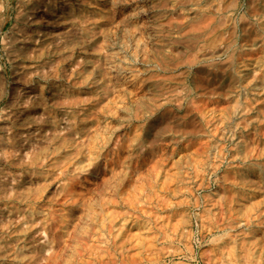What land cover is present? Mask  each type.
<instances>
[{
  "label": "rangeland",
  "instance_id": "374dc122",
  "mask_svg": "<svg viewBox=\"0 0 264 264\" xmlns=\"http://www.w3.org/2000/svg\"><path fill=\"white\" fill-rule=\"evenodd\" d=\"M263 27L264 0H0V264H264ZM107 210L134 260L89 255Z\"/></svg>",
  "mask_w": 264,
  "mask_h": 264
},
{
  "label": "bare ground",
  "instance_id": "6f19581e",
  "mask_svg": "<svg viewBox=\"0 0 264 264\" xmlns=\"http://www.w3.org/2000/svg\"><path fill=\"white\" fill-rule=\"evenodd\" d=\"M114 1V0H113ZM101 2V1H100ZM103 2V1H102ZM109 2V1H108ZM111 3V2H110ZM111 4H113V3H111ZM102 5V4H101ZM106 5V4H105ZM104 5V6H105ZM108 6V5H107ZM137 8H138V6H136ZM206 7V6H205ZM130 8H131V6H130ZM129 9V8H128ZM31 9H29V11H30ZM34 10V9H33ZM32 10V11H33ZM127 11V10H126ZM139 11V10H138ZM133 12H135L134 10H133ZM32 14V13H31ZM30 17V16H29ZM87 17V16H86ZM88 17H90V16H88ZM31 18V17H30ZM26 19H27V17H26ZM28 20V19H27ZM27 22H30V20L29 21H27ZM191 25H193V24H191ZM190 26V25H189ZM263 26V25H262ZM262 26H261V28H262ZM264 28V27H263ZM20 37V36H19ZM19 39V38H18ZM23 39V38H22ZM20 42V41H19ZM21 43V42H20ZM24 43V42H23ZM22 44V43H21ZM106 56H108V55H106ZM114 56V55H113ZM109 57V56H108ZM110 57H112V56H110ZM102 58V57H101ZM185 59V58H184ZM183 59V60H184ZM103 60V59H102ZM106 60V59H105ZM114 60V59H113ZM176 62V61H175ZM242 62V61H241ZM112 63V62H111ZM246 63V62H245ZM110 64V63H109ZM105 65V64H104ZM103 65V66H104ZM108 65V64H107ZM173 65H174V63H173ZM247 65V64H246ZM110 66H113V65H109L108 67L110 68ZM116 66V65H115ZM188 66V65H187ZM248 66V65H247ZM94 67V66H93ZM106 67V66H105ZM104 68V67H103ZM85 69V68H84ZM101 69V68H100ZM107 69V68H106ZM111 69V68H110ZM153 70V69H152ZM244 70V69H243ZM85 71V70H84ZM99 71V70H98ZM105 71V70H104ZM108 71V70H107ZM161 71V70H160ZM240 71V70H239ZM117 72V71H116ZM168 72H169V70H168ZM82 73H83V71H82ZM100 74H101V72H99ZM98 73V74H99ZM104 73H106V72H104ZM108 73V72H107ZM119 73V72H118ZM130 73H132V71L130 72ZM139 73V72H138ZM110 74V73H109ZM115 74V73H114ZM117 74V73H116ZM106 75V74H105ZM111 75V74H110ZM109 75V76H110ZM149 75H151V74H149ZM259 75V74H258ZM108 76V77H109ZM114 76V75H113ZM154 76V75H153ZM152 76V77H153ZM156 76V75H155ZM103 77V76H102ZM101 77V78H102ZM115 77H117V76H115ZM121 77V76H120ZM132 77V76H131ZM133 77H134V75H133ZM143 77V76H142ZM245 77V76H244ZM264 77V76H263ZM111 78H114V77H111ZM246 78H248V77H246ZM100 79V78H99ZM110 79V78H109ZM124 79H125V77H124ZM133 79V78H132ZM263 79V78H262ZM102 80V79H101ZM127 80V79H126ZM139 80H140V78H139ZM138 80V81H139ZM144 80V79H143ZM97 81V80H96ZM136 81V80H135ZM145 81H146V79H145ZM144 81V82H145ZM94 82V81H93ZM107 82H108V84H109V81H108V78H107ZM114 82V81H113ZM122 82V81H121ZM264 81H262V83H263ZM82 83V82H81ZM111 83V82H110ZM128 83V82H127ZM126 83V84H127ZM140 83V82H139ZM142 83H143V81H142ZM255 83H258L259 84V82H255ZM102 84V83H101ZM119 84H121V83H119ZM124 84H125V81H124ZM126 84H125V86H126ZM261 84V83H260ZM111 85V84H110ZM113 85H114V83H113ZM116 85H117V83H116ZM132 85V84H131ZM135 85V84H134ZM142 85V84H141ZM187 85V84H186ZM101 86H103V85H101ZM121 86H122V84H121ZM130 86V85H129ZM128 86V87H129ZM137 86H138V84H137ZM84 87V86H83ZM99 87V86H98ZM97 87V88H98ZM107 87V86H106ZM105 86H104V88H106ZM115 87V86H114ZM113 87V88H114ZM140 87V86H139ZM186 87V86H185ZM109 88H111V87H109ZM119 88V90H121L120 89V87H118ZM118 88H115V89H117L118 90ZM143 88H145V87H143ZM174 88V87H173ZM126 89H127V87H126ZM129 89V88H128ZM136 89L138 90V88L136 87ZM171 89H172V87H171ZM177 89H178V87H177ZM183 89V88H182ZM184 89H186V88H184ZM251 89V88H250ZM260 89V88H259ZM114 90V89H113ZM125 90V89H124ZM130 91L132 90V89H129ZM134 90V89H133ZM132 90V91H133ZM136 90V91H137ZM236 90V89H235ZM80 91V90H79ZM100 91H103V90H100ZM128 91V90H127ZM144 91V90H143ZM188 91H189V87H188ZM106 92V91H105ZM129 92V91H128ZM135 92V91H134ZM142 92V91H141ZM90 93V92H89ZM113 93V92H112ZM115 93H117V95L116 96H118V95H120V94H122V93H120L119 92V94H118V92H116L115 91ZM140 93V92H139ZM144 93V92H143ZM185 94V93H184ZM240 94V93H239ZM83 95V94H82ZM81 95V96H82ZM87 95H89V94H87ZM103 95V94H102ZM130 95V94H129ZM138 96H139V94H137ZM145 95V94H144ZM175 95V94H174ZM187 95V94H186ZM248 95V94H247ZM252 95V94H251ZM123 96V95H122ZM121 96V97H122ZM135 96V95H134ZM189 96V95H188ZM261 96V95H260ZM104 97V96H103ZM119 97V96H118ZM137 97V96H136ZM247 97V96H246ZM120 98V97H119ZM123 98V97H122ZM166 98V97H165ZM248 98V97H247ZM81 99V98H80ZM111 99H113V98H111ZM114 99H115V96H114ZM146 99H148V97H146ZM168 99V98H167ZM264 99V98H263ZM119 100H121V99H119ZM118 100V101H119ZM123 100V99H122ZM129 101H130V99H128ZM133 100V99H132ZM144 100V99H143ZM153 100V99H152ZM230 100V99H229ZM107 101V100H106ZM114 101H116V100H114ZM134 101V100H133ZM137 101V100H136ZM150 101V100H149ZM158 101V100H157ZM160 101V100H159ZM220 101H222V100H220ZM139 102V101H138ZM175 102V101H174ZM194 102H196V101H194ZM202 102V101H201ZM200 102V103H201ZM206 102V101H205ZM101 103V102H100ZM120 103H123V102H119V105L117 106L118 108L119 107H121V104ZM140 103V102H139ZM147 103H149V102H147ZM199 103V104H200ZM203 103V102H202ZM208 103H210V101L208 102ZM219 102H217V104H218ZM228 103V102H227ZM226 103V104H227ZM251 103V102H250ZM96 104V103H95ZM117 104V103H116ZM134 104V103H133ZM183 104V103H182ZM198 104V105H199ZM206 104V103H205ZM213 104V103H212ZM123 105V104H122ZM124 105H125V102H124ZM127 105V104H126ZM129 105V104H128ZM197 105V106H198ZM204 105V104H203ZM222 105V104H221ZM224 105V104H223ZM211 106V105H210ZM215 107H216V104L214 105ZM220 106V105H219ZM225 106V105H224ZM253 106V105H252ZM257 106V105H256ZM264 106V105H263ZM115 107V106H114ZM125 107V106H124ZM135 107V106H134ZM174 107V106H173ZM180 107V106H179ZM194 107V106H193ZM207 107H208V105H207ZM217 107H218V105H217ZM259 107V106H258ZM101 108V107H100ZM117 108V109H118ZM122 108V107H121ZM196 108V107H195ZM125 109V108H124ZM209 109V108H208ZM208 109H206L205 107L204 108H201V106L199 107L198 106V109H197V113L201 116V117H208V115H209V112H210V110H208ZM101 110V109H100ZM103 110V109H102ZM112 110V109H111ZM114 110H116L115 108H114ZM121 110V109H120ZM196 110V109H195ZM221 110H222V108H221ZM92 111V110H91ZM90 111V112H91ZM93 112V111H92ZM96 112V111H95ZM223 112V111H222ZM107 113H109V112H107ZM116 113H117V111H116ZM125 113V112H124ZM95 115H96V113H94ZM93 114V115H94ZM105 114V112L103 113V115ZM117 114H119V113H117ZM146 114V113H145ZM257 114V113H256ZM88 115V114H87ZM94 115V116H95ZM106 115V114H105ZM119 115H121V114H119ZM140 115H141V113H140ZM247 115V114H246ZM259 115V114H258ZM113 116H114V114H113ZM214 116V115H213ZM242 116H244V115H242ZM253 116V115H252ZM251 116V117H252ZM256 116V115H255ZM99 117V116H98ZM250 117V116H249ZM259 117V116H258ZM220 118V117H219ZM108 119V118H107ZM118 119V118H117ZM133 119V118H132ZM249 119V118H248ZM244 120H245V118H244ZM105 121H107V120H105ZM123 121V120H122ZM137 121V120H136ZM247 121V120H246ZM110 122V121H109ZM112 123H113V121H111ZM110 122V123H111ZM96 123H97V121H96ZM134 123H136V122H134ZM139 123V122H138ZM104 124V123H103ZM103 124H101L100 126H102ZM106 124V123H105ZM109 124V123H108ZM116 124V123H115ZM118 124V123H117ZM99 125V124H98ZM119 125V124H118ZM132 125V124H131ZM222 125V124H221ZM104 126V125H103ZM107 126V125H106ZM114 126V123H113V125L111 126V128ZM120 126V125H119ZM134 126V125H133ZM211 126V125H210ZM108 127V126H107ZM139 127V126H138ZM97 129H98V127H96ZM99 128H101V127H99ZM122 128V127H121ZM136 128V127H135ZM38 129H39V127H38ZM90 129V128H89ZM96 129V130H97ZM120 129V128H119ZM263 129H264V126H263ZM94 130V129H93ZM95 130V131H96ZM107 130V129H106ZM118 130V129H117ZM137 130H138V128H137ZM136 130V131H137ZM242 130V129H241ZM253 130V129H252ZM91 131V130H90ZM99 131V130H98ZM108 131H111V130H108ZM135 131V130H134ZM101 132V131H100ZM127 132V131H126ZM130 132V131H129ZM89 132L87 131V134H88ZM91 133V132H90ZM97 133V132H96ZM132 133H133V131H132ZM131 133V134H132ZM135 133V132H134ZM237 133V132H236ZM259 133H260V131H259ZM73 134V133H72ZM93 134H94V131H93ZM101 134V133H100ZM234 134V133H233ZM85 135V134H84ZM104 135H105V133H104ZM120 135V134H119ZM130 135V134H129ZM133 135V134H132ZM72 136V135H71ZM93 136V135H92ZM238 136V135H237ZM240 137H241V135H239ZM247 136H248V134H247ZM246 136V137H247ZM250 136V135H249ZM94 137V136H93ZM93 137H91V139L93 138ZM126 137H127V135H126ZM244 137V136H243ZM95 138V137H94ZM237 138V137H236ZM256 138H257V136H256ZM261 138V137H260ZM75 139V138H74ZM131 139V138H130ZM132 139H134V138H132ZM245 139V138H244ZM95 140H96V138H95ZM103 140H105V139H103ZM128 140V139H127ZM126 140V141H127ZM225 140V139H224ZM260 139H258V141H259ZM85 141V140H84ZM88 141V140H87ZM130 141V140H129ZM246 141V140H245ZM248 141H249V139H248ZM69 142V141H68ZM91 142V141H90ZM93 142V141H92ZM100 142V141H99ZM193 142V141H192ZM194 142H196V141H194ZM255 142V141H254ZM257 142V141H256ZM263 142H264V140H263ZM63 143V142H62ZM81 143V142H80ZM89 143V142H88ZM103 143V142H102ZM101 143V144H102ZM119 144H120V142H118ZM199 143V142H198ZM242 143V142H241ZM250 142H248V144H249ZM262 143V142H261ZM87 144V143H86ZM91 145H92V143H90ZM183 144V143H182ZM181 144V145H182ZM228 144V143H227ZM247 144V143H246ZM252 144V143H251ZM88 145V144H87ZM86 145V146H87ZM90 145V146H91ZM100 145V144H99ZM121 145V144H120ZM175 145V144H174ZM180 145V144H179ZM198 145H201V144H198ZM259 145V144H258ZM260 145H262V144H260ZM259 145V146H260ZM89 145L87 146V147H90ZM106 146H107V144H106ZM133 146V145H132ZM143 146V145H142ZM86 147V148H87ZM99 147V146H98ZM116 147V146H115ZM118 147H120L119 145H118ZM130 147V146H129ZM161 147H162V144H161ZM179 147V146H178ZM183 147V146H182ZM186 147V146H185ZM185 147L183 148V149H185ZM204 147V146H203ZM117 148V147H116ZM121 148V147H120ZM166 148V147H165ZM197 148V147H196ZM235 148H237V146L235 147ZM247 148V147H246ZM261 148V147H260ZM90 149V148H89ZM89 149H88V151H89ZM123 149V148H122ZM128 149V148H127ZM188 149V148H187ZM190 149V148H189ZM204 149V148H203ZM123 150H125V149H123ZM172 150V149H171ZM177 150H178V148H177ZM194 150V149H193ZM198 150H199V147H198ZM232 150V149H231ZM76 152H77V150H75ZM97 151V150H96ZM95 151V152H96ZM113 151V150H112ZM185 151H187V150H185ZM224 151V150H223ZM129 152V151H128ZM127 152V153H128ZM132 152V151H131ZM130 152V153H131ZM184 152V151H183ZM229 152V151H228ZM237 152V151H236ZM73 153H74V151H73ZM91 153V152H90ZM113 153V152H112ZM124 153V152H123ZM126 153V154H127ZM174 153V152H173ZM172 153V154H173ZM176 153V152H175ZM174 153V154H175ZM191 153V152H190ZM86 154H87V152H86ZM92 154V153H91ZM96 154V153H95ZM117 154V153H116ZM125 154V153H124ZM129 154V153H128ZM127 154V155H128ZM159 154V153H158ZM163 154V153H162ZM77 155H78V153H77ZM93 155V154H92ZM92 155H90L91 157H92ZM106 156H107V154H105ZM126 155V156H127ZM225 155V154H224ZM253 155V154H252ZM95 156V155H94ZM105 156V157H106ZM120 156V155H119ZM125 156V155H124ZM157 156V155H156ZM173 156V155H172ZM176 156H178V155H176ZM176 156H175V158H176ZM227 156V155H226ZM74 157V156H73ZM118 157V156H117ZM121 157V156H120ZM114 158V157H113ZM126 157H124V159H125ZM88 159V158H87ZM111 159V158H110ZM150 159H152V158H150ZM77 160V159H76ZM84 160V159H83ZM89 160V159H88ZM90 160H91V158H90ZM126 160V159H125ZM144 160V159H143ZM156 160H157V158H156ZM112 161H114V160H111V162ZM128 161V160H127ZM145 161V160H144ZM172 161H173V159H172ZM223 161V160H222ZM231 161V160H230ZM116 162V161H115ZM125 162V161H124ZM123 162V163H124ZM136 162V161H135ZM150 162H152V161H150ZM149 162V163H150ZM157 162V161H156ZM79 163V162H78ZM81 163H84V162H80V164ZM237 163V162H236ZM86 163H84V165H85ZM109 164H111L110 162H109ZM116 164V163H115ZM114 164V165H115ZM127 164H128V162H127ZM160 164V163H159ZM159 164H158V166L157 167H159ZM79 165V164H78ZM87 165V164H86ZM143 165V164H142ZM168 165V164H167ZM174 165V164H173ZM220 165V164H219ZM222 165V164H221ZM122 166H124L123 164H122ZM135 166H137V165H135ZM151 166H152V164H151ZM161 166H163V165H161ZM160 166V167H161ZM85 167V166H84ZM106 167H108V166H106ZM112 167H113V165H112ZM111 167V168H112ZM140 167V166H139ZM160 167H159V169H160ZM167 167V166H166ZM93 168V167H92ZM116 168V167H115ZM119 168V167H118ZM175 168H177V167H175ZM174 168V169H175ZM94 169V168H93ZM124 169V168H123ZM157 169V168H156ZM163 169V168H162ZM171 169V168H170ZM108 170V169H107ZM112 170V169H111ZM168 170V169H167ZM177 170V169H176ZM113 171V170H112ZM124 171V170H123ZM135 171V170H134ZM137 171V170H136ZM138 171H141V170H138ZM147 171H148V169H147ZM153 171V169H151V172ZM154 171H155V169H154ZM154 171H153V174H154ZM195 171V170H194ZM259 171V170H258ZM116 172V171H115ZM118 172V171H117ZM116 172V173H117ZM158 172H160V171H158ZM157 172V173H158ZM164 172H166V171H164ZM173 172V171H172ZM249 172V171H248ZM261 172V171H260ZM110 173H112V172H110ZM116 173H114V175L116 174ZM122 173V172H121ZM120 173V174H121ZM235 173V172H234ZM244 173V172H243ZM250 173V172H249ZM257 173V172H256ZM119 174V175H120ZM123 174V173H122ZM121 174V175H122ZM139 174H141V172L139 173ZM164 174H166V173H164ZM176 174V173H175ZM259 174V173H258ZM112 175H113V173H112ZM111 175V176H112ZM118 175V176H119ZM137 175H138V173H137ZM144 175V174H143ZM145 175H148V174H145ZM144 175V176H145ZM252 175V174H251ZM134 176H136V175H134ZM157 176V175H156ZM234 176V175H233ZM257 176V175H256ZM116 177V176H115ZM121 177V176H120ZM229 177V176H228ZM252 177V176H251ZM258 177V176H257ZM147 178V177H146ZM176 178V177H175ZM209 178V177H208ZM234 178V177H233ZM243 178H244V176H243ZM246 178V177H245ZM249 178V177H248ZM254 178V177H253ZM256 178V177H255ZM112 179H114V178H112ZM128 179H129V177H128ZM142 179V178H141ZM140 179V180H141ZM260 179V178H259ZM116 180H118L117 178H116ZM121 180V179H120ZM209 180V179H208ZM78 182H79V180H77ZM76 181V182H77ZM110 181V180H109ZM114 181V180H113ZM134 181V180H133ZM132 181V182H133ZM136 181V180H135ZM150 181V180H149ZM156 181V180H155ZM263 181V180H262ZM77 182V183H78ZM111 182V181H110ZM128 182V181H127ZM126 182V183H127ZM159 182V181H158ZM209 182V181H208ZM261 182V181H260ZM79 183H81V182H79ZM145 183V182H144ZM165 183V182H164ZM173 183V182H172ZM82 184V183H81ZM132 184V183H131ZM141 184V183H140ZM211 184V183H210ZM261 184V183H260ZM110 185V184H109ZM125 185H127V184H125ZM138 185V184H137ZM150 185V184H149ZM173 185V184H172ZM172 185H170V186H172ZM105 186V185H104ZM119 186V185H118ZM124 186V185H123ZM122 186V187H123ZM143 186V185H142ZM210 186V185H209ZM79 187V186H78ZM93 187V186H92ZM140 187V186H139ZM235 187V186H234ZM104 188H106V187H104ZM112 188V187H111ZM129 188V187H128ZM198 188V187H197ZM214 188V187H213ZM73 188H71V190H72ZM76 189V188H75ZM231 190L233 189L232 187L230 188ZM74 190V189H73ZM96 190V189H95ZM130 190V189H129ZM140 190H141V187H140ZM143 190H144V188H143ZM157 190V189H156ZM172 190H173V187H172ZM211 190H212V188H211ZM248 190V189H247ZM251 190V189H250ZM249 190V191H250ZM89 191V190H88ZM146 191V190H145ZM199 191V190H198ZM207 191V190H206ZM235 191V190H234ZM248 191V192H249ZM98 192V191H97ZM124 192V191H123ZM133 193V192H132ZM145 193V192H144ZM143 193V194H144ZM147 193V192H146ZM220 193V192H219ZM89 194V193H88ZM95 194V193H94ZM129 194V193H128ZM254 194V193H253ZM86 195V194H85ZM96 195V194H95ZM229 195V194H228ZM250 195V194H249ZM64 196V195H63ZM89 196H90V194H89ZM88 196V197H89ZM92 196H93V194H92ZM97 196V195H96ZM127 196V195H126ZM255 196V195H254ZM262 196V195H261ZM77 198H76V202L77 203H81L82 201V199H83V197H81V196H76ZM109 197V196H108ZM134 197V196H133ZM164 197V196H163ZM237 197V196H236ZM256 198H257V196H255ZM60 198V197H59ZM92 198V197H91ZM95 198V197H94ZM191 199V198H190ZM231 199H232V197H231ZM238 199V198H237ZM89 200H91L90 198H89ZM89 200H88V202H89ZM95 200V199H94ZM114 200V199H113ZM116 200H117V198H116ZM176 200V199H175ZM245 200V199H244ZM60 201V200H59ZM126 201V200H125ZM129 201V200H128ZM232 201V200H231ZM247 201V200H246ZM70 202V201H69ZM72 202V201H71ZM85 202H86V200H85ZM127 202V201H126ZM248 202V201H247ZM91 203V202H90ZM86 204V203H85ZM89 204V203H88ZM160 205V204H159ZM113 206V205H112ZM62 207V206H61ZM80 208V207H79ZM108 208V207H107ZM224 208V207H223ZM81 209V208H80ZM110 209H112V208H110ZM197 209H199V208H197ZM77 210V209H76ZM123 210V209H122ZM143 210H145L144 208H143ZM94 211V210H93ZM262 211H264V210H262ZM85 212V211H84ZM83 212V213H84ZM120 212V211H119ZM88 213V212H87ZM106 214V217L108 218V223H109V227H108V229H100V230H98V231H96V230H94L93 232H91V233H88V235L91 237V238H94L96 241H97V245H94V246H90V248H89V255L90 256H92L91 258L93 259V261H95V262H98V263H100V262H104L106 259H107V261L108 262H112V261H114L113 259H115V253H118L119 255H120V257H121V259L122 260H124V259H131V260H134L135 258L134 257H129L128 256V249H130V247H132L133 245H135V246H139V247H141V246H143L144 245V237L139 233V232H136V233H125V230H124V227H125V222L122 220L121 221V219H117V217L115 216V214L113 213V211L111 212V211H106L105 212ZM161 213V212H160ZM188 213V212H187ZM79 214V213H78ZM165 214V213H164ZM80 216H81V213L79 214ZM85 215V214H84ZM95 215V214H94ZM101 215V214H100ZM155 215V214H154ZM30 216V215H29ZM82 216H83V214H82ZM102 216V215H101ZM179 216V215H178ZM86 217H87V215H86ZM156 217V216H155ZM25 218V217H24ZM59 218H60V216H59ZM81 218V217H80ZM80 218L78 219L77 218V220L75 221V224H76V222H80V221H78V220H80ZM90 218V217H89ZM102 218V217H101ZM88 220V219H87ZM125 220V219H124ZM187 220V219H186ZM81 221H84V220H81ZM211 221H212V219H211ZM59 222H61V221H59ZM189 222V221H188ZM196 222V221H195ZM28 223V222H27ZM84 223V222H83ZM159 223V222H158ZM197 223V222H196ZM212 223V222H211ZM81 224H82V222H81ZM134 225V224H133ZM133 225H131V227H134ZM137 225V224H136ZM213 225V224H212ZM75 226V225H74ZM94 226V225H93ZM96 226V225H95ZM76 227V226H75ZM127 227V226H126ZM139 227H140V225H139ZM152 227V226H151ZM147 228V227H146ZM153 228V227H152ZM187 228V227H186ZM197 228V227H196ZM129 229H130V227H129ZM184 229V228H183ZM189 229V228H188ZM263 229V228H262ZM38 230V229H37ZM41 230V229H40ZM73 230V229H72ZM86 230V229H85ZM218 230V229H217ZM257 230V229H256ZM138 231H140V230H138ZM166 231V230H165ZM215 231V230H214ZM146 231L144 230L143 231V233H145ZM167 232V231H166ZM180 232V231H179ZM192 232V231H191ZM258 232V231H257ZM260 232H261V230H260ZM259 232V233H260ZM72 233V232H71ZM70 233V234H71ZM149 233V232H148ZM157 233V232H156ZM168 233V232H167ZM211 233V232H210ZM169 234V233H168ZM252 234V233H251ZM153 235V234H152ZM208 235V234H207ZM163 236V235H162ZM261 236H262V234H261ZM243 237V236H242ZM146 239V238H145ZM190 240V239H189ZM16 241V240H15ZM87 241V240H86ZM92 241V240H91ZM153 242V241H152ZM155 242V241H154ZM201 242V241H200ZM244 242V241H243ZM87 243V242H86ZM147 243H148V241H147ZM185 243V242H184ZM207 243V242H206ZM78 244V243H77ZM151 244V243H150ZM153 244V243H152ZM195 244V243H194ZM197 244V243H196ZM232 244V243H231ZM19 245V244H18ZM233 245V244H232ZM16 246V245H15ZM21 246V245H20ZM83 246H84V244H83ZM174 246V245H173ZM18 247V246H17ZM191 247H192V245H191ZM204 247V246H203ZM232 247V246H231ZM245 247V246H244ZM264 247V246H263ZM179 248V247H178ZM136 249V248H135ZM157 249V248H156ZM183 249V248H182ZM190 249V248H189ZM216 249V248H215ZM23 250V249H22ZM81 250V249H80ZM88 250V249H87ZM155 250V249H154ZM192 250H193V248H192ZM197 250V249H196ZM157 251V250H156ZM191 251V250H190ZM262 251V249H260V252ZM137 252V251H136ZM193 252V251H192ZM257 252V251H256ZM24 253V252H23ZM226 253V252H225ZM249 253V252H248ZM255 253V252H254ZM144 254V253H143ZM146 254V253H145ZM149 254V253H148ZM250 254V253H249ZM257 254V253H256ZM81 255H82V253H81ZM119 255H118V257H119ZM139 255V254H138ZM258 255V254H257ZM41 256H43V255H41ZM141 256V255H140ZM213 256V255H212ZM250 256H251V254H250ZM254 256V255H253ZM252 256V257H253ZM168 257V256H167ZM254 257H256V256H254ZM79 258H81V257H79ZM163 258V257H162ZM171 258V257H170ZM182 258V257H181ZM181 258H179V259H181ZM245 258V257H244ZM246 258H248V257H246ZM178 260V259H177ZM229 260H231L230 258H229ZM247 260H245V262H246ZM257 262V261H256ZM18 263V262H17ZM168 263V262H167ZM173 263V262H172ZM153 264H154V262H153ZM158 264V263H157ZM166 264V263H165ZM248 264V263H247Z\"/></svg>",
  "mask_w": 264,
  "mask_h": 264
}]
</instances>
